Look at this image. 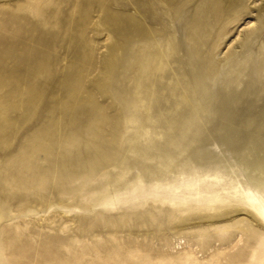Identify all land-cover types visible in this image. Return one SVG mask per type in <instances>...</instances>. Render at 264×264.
<instances>
[{
	"label": "rangeland",
	"instance_id": "obj_1",
	"mask_svg": "<svg viewBox=\"0 0 264 264\" xmlns=\"http://www.w3.org/2000/svg\"><path fill=\"white\" fill-rule=\"evenodd\" d=\"M262 11L0 0V264H264Z\"/></svg>",
	"mask_w": 264,
	"mask_h": 264
},
{
	"label": "bare ground",
	"instance_id": "obj_2",
	"mask_svg": "<svg viewBox=\"0 0 264 264\" xmlns=\"http://www.w3.org/2000/svg\"><path fill=\"white\" fill-rule=\"evenodd\" d=\"M231 1V0H230ZM234 1V0H233ZM212 3V2H211ZM229 4V3H228ZM227 4V5H228ZM235 4V3H234ZM225 8V7H224ZM263 8V7H262ZM186 9V8H185ZM188 9V8H187ZM206 11H208V10H206ZM234 11V10H233ZM199 11H196L195 12V16L193 17V18H189L188 20H186V23L184 24L185 26V28H187L188 30H190V29H201L203 26H205V23L204 22H202V17L204 18V16H202V14H200V13H198ZM262 12H264V11H262ZM261 12V13H262ZM178 16V15H177ZM183 18H184V16H183ZM229 18V17H228ZM218 21V20H217ZM216 21V22H217ZM186 29V30H187ZM193 29V30H194ZM201 32H202V30H201ZM197 33V32H196ZM209 33V32H208ZM202 35V34H201ZM193 37H199V35L198 34H193ZM207 37H209V36H207ZM191 56V55H190ZM198 55H196L195 57H197ZM195 57H190L189 58V65L191 66V72L190 73H192V75L194 76L195 75V73H196V71H194V68L196 67L197 68V66H198V62H197V59L195 58ZM235 71V70H234ZM250 92V91H249ZM200 97V96H199ZM261 117V116H260ZM259 119V117H258V115H257V113H253V114H251V116H250V121H252L253 123L255 122V120L256 119ZM263 121V120H262ZM261 127V126H260Z\"/></svg>",
	"mask_w": 264,
	"mask_h": 264
}]
</instances>
